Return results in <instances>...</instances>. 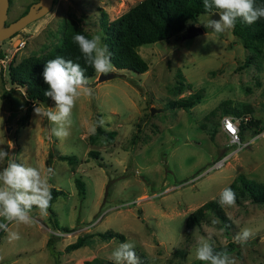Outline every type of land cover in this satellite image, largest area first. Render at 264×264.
Masks as SVG:
<instances>
[{
    "label": "rangeland",
    "instance_id": "374dc122",
    "mask_svg": "<svg viewBox=\"0 0 264 264\" xmlns=\"http://www.w3.org/2000/svg\"><path fill=\"white\" fill-rule=\"evenodd\" d=\"M33 1L11 0L6 21ZM138 1L53 0L47 13L0 41V147L7 150L10 140V158L42 172L51 167L50 186L63 190L52 202L53 213L40 215L33 208L27 225L3 221L7 231L0 229V264H56L49 238L62 250L61 264H84L94 257L115 264L111 254L126 241H134L135 250L146 255H137L140 264H202L195 257L196 239H207L209 232L213 246L236 245L229 252L236 264H264V202L252 201L237 180L243 175L264 187V43L249 50L232 30L216 36L203 25L202 33L186 36L190 24L210 16L201 13L175 36L138 46L148 63L145 71L115 68L113 77L99 80L96 72L89 77L92 95L77 99L67 138L52 135L53 124L35 116V106L55 111L52 100L35 104L30 117L20 120L26 97L24 88L8 79L9 64L60 44L70 21L101 35L106 44L101 11L113 19ZM206 32L217 43L206 42ZM19 38L25 44L15 50ZM198 91L200 101L187 109L167 105ZM226 106L240 114H223ZM223 115L239 126L240 140L247 142L242 148L230 142ZM100 119L102 129L116 130L112 140L102 133L90 140ZM90 149L98 151L97 157ZM228 153L223 164L212 166ZM60 154L77 160L70 163ZM76 178L83 181V192ZM229 186L236 206L221 208L218 194ZM210 200L214 204L206 206ZM213 218L219 223L213 225ZM245 228L252 236L240 245L235 237ZM107 229L124 237L94 234ZM88 234L86 244L65 249Z\"/></svg>",
    "mask_w": 264,
    "mask_h": 264
},
{
    "label": "clouds",
    "instance_id": "9594fccd",
    "mask_svg": "<svg viewBox=\"0 0 264 264\" xmlns=\"http://www.w3.org/2000/svg\"><path fill=\"white\" fill-rule=\"evenodd\" d=\"M203 7L206 13H210L207 20H198L197 25H203L207 30L211 29L216 36L233 30L238 20L247 24H253L264 18V6H257L255 0H203ZM215 9L216 11H212ZM218 14V19L213 14ZM78 45L86 65L100 75L111 73L115 66L111 60V52L108 46L103 43L99 34L91 38L82 34H75L72 37ZM206 42L217 43L215 38L209 40L206 32ZM86 69L79 63L72 60L56 57L45 63L43 70L44 82L48 85L44 96L51 98L55 104V111L34 107L36 117H46L52 124L51 134L60 139L69 136V127L72 124L71 115L77 99L82 93L92 95L91 81L85 76ZM35 104V102H34ZM104 121H97L98 126H103ZM96 126L92 131L95 132ZM0 145H4L0 141ZM14 147L12 141L7 143V150L0 147V229L7 231V222L17 224H29L32 220V210L36 208L40 215H47L51 206L52 190L49 178L53 169L49 167L42 172L38 167L26 166L10 158V149ZM217 203L221 208L236 206V193L229 186L223 188L218 194ZM211 223L216 225L218 219L213 218ZM222 231V229H221ZM212 232L208 233L207 239L198 236L196 239L195 257L202 264H236V260L224 249L214 250ZM19 239L18 234H13ZM252 232L245 228L235 237L238 244L244 245L251 238ZM134 241H126L119 244L111 254L115 264H140V259L135 252Z\"/></svg>",
    "mask_w": 264,
    "mask_h": 264
},
{
    "label": "trees",
    "instance_id": "16d2710c",
    "mask_svg": "<svg viewBox=\"0 0 264 264\" xmlns=\"http://www.w3.org/2000/svg\"><path fill=\"white\" fill-rule=\"evenodd\" d=\"M9 2H11V0H9ZM255 2L257 6H264V0H255ZM212 11H215V9ZM201 13H206L203 7V0H140L113 19H108L107 13L101 11L102 17L100 18V24L104 30V40L106 45L112 54V63L116 69L120 70L130 69L137 72L145 71L148 68V63L139 53L138 46L144 43H151L175 36L184 30L189 20H194ZM232 32L241 40L245 48L249 50H257L258 46L261 43H264V18L257 20L253 24H247L243 22V20H238ZM17 33L18 31L13 35ZM77 33L85 35L88 38L92 37V35L84 31L76 21H70L66 24V29L60 44L54 46L51 50L41 56L28 55L14 65L11 63L9 64L8 79L12 84L23 87L25 92L26 105L24 106L23 113L20 117L22 122H25L30 117L31 110L35 104H48L51 100V98L44 96V91L47 90L48 85L44 82L42 75L45 63L48 60L55 59L56 57H63L66 60L70 59L74 63H79L81 67L86 69V77L89 78L94 75L95 71L93 68L86 65L78 45L72 40V37ZM201 97L202 94L198 91L187 97L169 100L167 105L169 108L183 107L184 109H187L198 103ZM216 110V108L211 110L210 114L214 113ZM222 112L223 114H240V111L233 106H226L223 108ZM239 130L240 128L238 126V132ZM98 133H102L106 138L112 140L116 130L111 129L105 131L101 126L97 125L93 135H90V140H92V137ZM88 152L90 155L97 157V150L90 149ZM59 158L67 159L70 163L77 160L75 155L69 154H60ZM237 180L240 182L242 188L248 193L252 201L264 202V187L260 183L252 179H246L243 175H238ZM237 180L236 182H238ZM76 185L80 192L84 191L83 181L79 178H76ZM51 190L53 196L51 201L52 205L54 199L61 194L63 190L54 186L51 187ZM214 202L210 200L209 202H206V206L213 205ZM48 210L53 213L51 206ZM64 230H69V227L65 226ZM94 234L99 235L103 239H110L113 237L122 239L124 237L122 232L114 231L112 229H107ZM90 236V234L79 235L75 241L68 243L65 249L73 250L86 244ZM47 244L51 248L50 252L54 256L56 264H61L60 254L62 253V250L55 249L52 245L51 238L47 240ZM213 247L216 251L226 249L228 252H231L237 249L236 245H233V242H230L227 245ZM135 252L140 258H147L144 253L137 252L136 250ZM84 264L106 263L102 258L94 257L84 260Z\"/></svg>",
    "mask_w": 264,
    "mask_h": 264
},
{
    "label": "water",
    "instance_id": "95a60500",
    "mask_svg": "<svg viewBox=\"0 0 264 264\" xmlns=\"http://www.w3.org/2000/svg\"><path fill=\"white\" fill-rule=\"evenodd\" d=\"M53 0H36L32 2L28 9L16 17L15 19L7 22L9 0H0V41L11 37L15 32L20 31L29 22L41 17L51 8ZM216 11V10H215ZM214 12V11H213ZM214 19H218V14H213ZM204 31L201 25L190 24L186 28V36H194ZM115 72L103 74L98 76L99 80L113 77ZM155 107H151V113L154 112Z\"/></svg>",
    "mask_w": 264,
    "mask_h": 264
},
{
    "label": "built area",
    "instance_id": "2783aa9c",
    "mask_svg": "<svg viewBox=\"0 0 264 264\" xmlns=\"http://www.w3.org/2000/svg\"><path fill=\"white\" fill-rule=\"evenodd\" d=\"M25 44V40L22 39H18L16 42H14V49L17 50L20 47L24 46ZM4 57H2L1 59L3 60ZM221 125L223 126V128L225 129V131L229 134L230 136V142L234 145H237L236 147L242 148L244 145L247 144V142H242L240 140V137L238 135V125L237 123L232 119V117L230 116H223L221 119ZM230 155V153L226 154V156L216 160L215 163H213V167H216L218 165H221L225 162V160L228 158V156Z\"/></svg>",
    "mask_w": 264,
    "mask_h": 264
},
{
    "label": "flooded vegetation",
    "instance_id": "af4514ba",
    "mask_svg": "<svg viewBox=\"0 0 264 264\" xmlns=\"http://www.w3.org/2000/svg\"><path fill=\"white\" fill-rule=\"evenodd\" d=\"M36 1V0H35ZM34 2V1H33ZM21 15V14H20Z\"/></svg>",
    "mask_w": 264,
    "mask_h": 264
}]
</instances>
